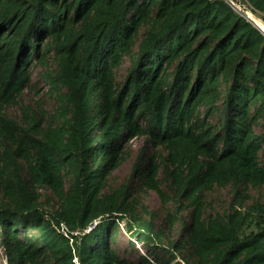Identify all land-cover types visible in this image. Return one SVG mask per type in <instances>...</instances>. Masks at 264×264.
<instances>
[{"label": "trees", "instance_id": "obj_1", "mask_svg": "<svg viewBox=\"0 0 264 264\" xmlns=\"http://www.w3.org/2000/svg\"><path fill=\"white\" fill-rule=\"evenodd\" d=\"M246 1L264 15V0ZM50 54L56 114L44 125L25 109L18 125L5 108ZM261 120L264 35L223 0H0V251L7 264H176L157 259L163 252L186 264H264V204L244 207L264 187ZM141 137L129 180L106 192ZM133 182L167 203L165 185L194 207L178 240L157 228ZM229 186L239 206L203 219V194ZM126 219L152 259L112 248Z\"/></svg>", "mask_w": 264, "mask_h": 264}, {"label": "rangeland", "instance_id": "obj_2", "mask_svg": "<svg viewBox=\"0 0 264 264\" xmlns=\"http://www.w3.org/2000/svg\"><path fill=\"white\" fill-rule=\"evenodd\" d=\"M241 7H248L246 0H232ZM252 20L257 24L264 26V15L252 13ZM257 23V24H256ZM260 28V27H259ZM141 40V37H140ZM140 40L137 42L139 43ZM130 61L125 60L122 67L116 72L117 81L123 83L125 77L128 74ZM56 63L53 58V54L47 55L45 62L39 64L35 62L30 66L31 80L23 93L16 99L15 104L5 108V114L10 120L16 122L22 126V112L25 109H30L32 112L37 113L38 119L48 124L56 114L58 109V103L55 97L51 93V87L47 78L56 69ZM260 124L264 125V120L260 121ZM258 134L263 135L264 129L261 126L256 128ZM146 137L136 138L129 142L125 148L127 157L120 168L113 173L107 183L106 192H111L124 185L132 175V168L134 163L145 145ZM262 158V157H261ZM263 160V158H262ZM135 197H138L141 206H143L148 213L154 214V223L158 229L166 228V236L171 242L179 239L180 232L185 226L191 224V216L194 212V207L189 205V202L184 199H178L172 192L164 185L163 190L167 203H164L162 198L152 191H145L139 188V185L135 182L132 183ZM43 203H47V209L51 211L55 208L56 202L52 193L43 191ZM248 194L251 199L247 201L244 207L247 209L253 207L257 203L264 204V187L260 189H250ZM240 200H236L235 193L232 187L219 188L215 187L213 191L205 192L201 201V210L203 212V219H208L210 216H225L232 208L239 206ZM177 209H180L179 213ZM141 216L147 221L151 220V217L144 212H141ZM168 215L173 216L176 223L172 226L170 224ZM129 220H124L120 223L116 231L113 233L115 241L112 244V248L122 255L123 258L128 260L140 259H152L153 255L149 254L153 248L150 245L137 242L135 239L131 240V234L127 228ZM252 229H255L253 225L251 229H248L246 233H249ZM157 259L160 257L165 260L169 258L176 264H186L181 258H178L175 254L163 252L161 256L155 254ZM0 264H7V260L4 252L0 251Z\"/></svg>", "mask_w": 264, "mask_h": 264}, {"label": "built area", "instance_id": "obj_3", "mask_svg": "<svg viewBox=\"0 0 264 264\" xmlns=\"http://www.w3.org/2000/svg\"><path fill=\"white\" fill-rule=\"evenodd\" d=\"M223 1H225L236 13H238L240 16L245 18L248 22L252 23V25L254 27H256L264 35L263 31L259 27L255 26V23L249 18L250 14H252V13L253 14H257L258 12H256L250 6V4L248 2H247L248 3L247 4L248 7L247 8L246 7L243 8V7L239 6V5H237V3L235 1H232V0H223ZM94 226L95 225H93L91 228H93ZM61 228H62V230H61L62 233H64L66 235L67 230H66L65 226L61 225Z\"/></svg>", "mask_w": 264, "mask_h": 264}, {"label": "bare ground", "instance_id": "obj_4", "mask_svg": "<svg viewBox=\"0 0 264 264\" xmlns=\"http://www.w3.org/2000/svg\"><path fill=\"white\" fill-rule=\"evenodd\" d=\"M252 16H254V15H252V14H250L249 15V18L252 20ZM253 21V20H252ZM257 24V23H256ZM257 27H260V29L263 31V33H264V26L263 25H260V24H257Z\"/></svg>", "mask_w": 264, "mask_h": 264}]
</instances>
